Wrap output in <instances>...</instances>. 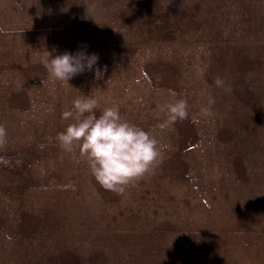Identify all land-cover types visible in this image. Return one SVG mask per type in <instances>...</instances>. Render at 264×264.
<instances>
[{
  "label": "rangeland",
  "instance_id": "obj_1",
  "mask_svg": "<svg viewBox=\"0 0 264 264\" xmlns=\"http://www.w3.org/2000/svg\"><path fill=\"white\" fill-rule=\"evenodd\" d=\"M82 95L167 145L124 192L59 146ZM0 264H264V0H0Z\"/></svg>",
  "mask_w": 264,
  "mask_h": 264
},
{
  "label": "clouds",
  "instance_id": "obj_2",
  "mask_svg": "<svg viewBox=\"0 0 264 264\" xmlns=\"http://www.w3.org/2000/svg\"><path fill=\"white\" fill-rule=\"evenodd\" d=\"M47 53L44 66L54 80L68 83L73 76L85 71H93L96 77L102 75V70L94 67L98 60L95 53H87L86 50L66 51L54 56ZM215 83L221 85L223 81L217 78ZM169 91L172 97L177 96L174 91ZM72 103L74 122L58 132L56 139L66 152L75 149L86 158L91 174L104 189L124 192L126 186L142 178L158 163L167 145L161 144L150 131L122 119L117 107H105L97 116L96 97L82 95ZM212 103L210 100L201 106V116L213 115ZM161 110L164 119L156 125L161 130L189 116L188 104L183 98L165 103ZM63 116L72 117L73 111H66Z\"/></svg>",
  "mask_w": 264,
  "mask_h": 264
}]
</instances>
